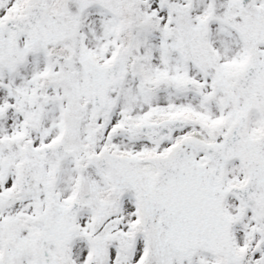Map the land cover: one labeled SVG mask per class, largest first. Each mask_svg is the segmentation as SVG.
Returning <instances> with one entry per match:
<instances>
[{"label":"snow or ice","instance_id":"1","mask_svg":"<svg viewBox=\"0 0 264 264\" xmlns=\"http://www.w3.org/2000/svg\"><path fill=\"white\" fill-rule=\"evenodd\" d=\"M0 264H264V0H0Z\"/></svg>","mask_w":264,"mask_h":264}]
</instances>
